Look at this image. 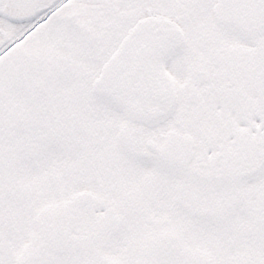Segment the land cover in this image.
Instances as JSON below:
<instances>
[{
    "label": "snow or ice",
    "instance_id": "obj_1",
    "mask_svg": "<svg viewBox=\"0 0 264 264\" xmlns=\"http://www.w3.org/2000/svg\"><path fill=\"white\" fill-rule=\"evenodd\" d=\"M0 264H264V0H0Z\"/></svg>",
    "mask_w": 264,
    "mask_h": 264
}]
</instances>
